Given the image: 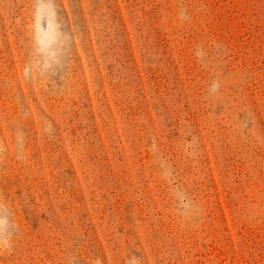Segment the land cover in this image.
<instances>
[{
	"label": "rangeland",
	"instance_id": "rangeland-1",
	"mask_svg": "<svg viewBox=\"0 0 264 264\" xmlns=\"http://www.w3.org/2000/svg\"><path fill=\"white\" fill-rule=\"evenodd\" d=\"M0 264H264V0H0Z\"/></svg>",
	"mask_w": 264,
	"mask_h": 264
}]
</instances>
